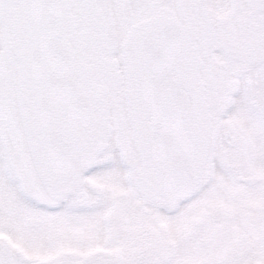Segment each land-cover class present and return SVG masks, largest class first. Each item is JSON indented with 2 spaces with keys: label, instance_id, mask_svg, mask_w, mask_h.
<instances>
[{
  "label": "snow or ice",
  "instance_id": "obj_1",
  "mask_svg": "<svg viewBox=\"0 0 264 264\" xmlns=\"http://www.w3.org/2000/svg\"><path fill=\"white\" fill-rule=\"evenodd\" d=\"M0 264H264V0H0Z\"/></svg>",
  "mask_w": 264,
  "mask_h": 264
}]
</instances>
